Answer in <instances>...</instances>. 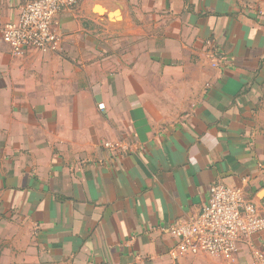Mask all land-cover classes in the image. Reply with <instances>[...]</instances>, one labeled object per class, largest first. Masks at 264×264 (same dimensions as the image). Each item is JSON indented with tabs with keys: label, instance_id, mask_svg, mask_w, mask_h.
I'll return each mask as SVG.
<instances>
[{
	"label": "crops",
	"instance_id": "crops-1",
	"mask_svg": "<svg viewBox=\"0 0 264 264\" xmlns=\"http://www.w3.org/2000/svg\"><path fill=\"white\" fill-rule=\"evenodd\" d=\"M56 31L0 38V264H249L264 232L228 262L162 230L218 183L264 215V0H80Z\"/></svg>",
	"mask_w": 264,
	"mask_h": 264
},
{
	"label": "built area",
	"instance_id": "built-area-1",
	"mask_svg": "<svg viewBox=\"0 0 264 264\" xmlns=\"http://www.w3.org/2000/svg\"><path fill=\"white\" fill-rule=\"evenodd\" d=\"M80 0H31L17 21L0 26V38L15 56L34 49L56 52L61 37L58 16L78 7ZM104 105H99L104 110ZM162 231L176 240L170 251L174 260L205 255L234 262L240 248L264 232V215L245 197L244 191L221 183L212 186L208 204L192 221ZM249 264H264V248L254 249Z\"/></svg>",
	"mask_w": 264,
	"mask_h": 264
},
{
	"label": "rangeland",
	"instance_id": "rangeland-1",
	"mask_svg": "<svg viewBox=\"0 0 264 264\" xmlns=\"http://www.w3.org/2000/svg\"><path fill=\"white\" fill-rule=\"evenodd\" d=\"M262 80H264V79H260V82L262 81ZM262 85H264V82H262L261 83ZM99 108V107H98ZM99 111H100V113H101V118L102 119H104L105 121H106V117H105V115H104V111H105V108H104V110H100L99 109ZM257 249V248H256ZM253 252V251H252ZM209 257V256H208ZM222 260V259H221ZM252 260V259H251ZM223 261H225V260H223ZM247 264V263H246Z\"/></svg>",
	"mask_w": 264,
	"mask_h": 264
},
{
	"label": "water",
	"instance_id": "water-1",
	"mask_svg": "<svg viewBox=\"0 0 264 264\" xmlns=\"http://www.w3.org/2000/svg\"><path fill=\"white\" fill-rule=\"evenodd\" d=\"M99 10V9H98ZM100 11V10H99Z\"/></svg>",
	"mask_w": 264,
	"mask_h": 264
}]
</instances>
